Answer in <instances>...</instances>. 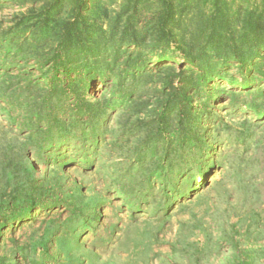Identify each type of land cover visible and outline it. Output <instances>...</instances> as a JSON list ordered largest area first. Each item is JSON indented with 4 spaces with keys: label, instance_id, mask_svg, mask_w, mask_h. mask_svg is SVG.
<instances>
[{
    "label": "rangeland",
    "instance_id": "374dc122",
    "mask_svg": "<svg viewBox=\"0 0 264 264\" xmlns=\"http://www.w3.org/2000/svg\"><path fill=\"white\" fill-rule=\"evenodd\" d=\"M0 264H264V0H0Z\"/></svg>",
    "mask_w": 264,
    "mask_h": 264
}]
</instances>
